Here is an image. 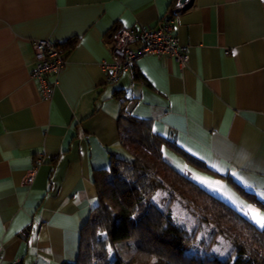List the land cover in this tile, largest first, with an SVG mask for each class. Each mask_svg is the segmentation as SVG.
Instances as JSON below:
<instances>
[{
  "label": "crops",
  "instance_id": "1",
  "mask_svg": "<svg viewBox=\"0 0 264 264\" xmlns=\"http://www.w3.org/2000/svg\"><path fill=\"white\" fill-rule=\"evenodd\" d=\"M183 2L0 0V264L75 261L96 203L94 169L127 153L120 110L202 161L209 170L162 147L177 171L262 228L249 208L264 210L227 176L264 200V0H189L174 18L185 68L149 54L106 82L100 67L111 60L107 40L117 28H153ZM72 37L44 98L31 77L32 41Z\"/></svg>",
  "mask_w": 264,
  "mask_h": 264
},
{
  "label": "trees",
  "instance_id": "2",
  "mask_svg": "<svg viewBox=\"0 0 264 264\" xmlns=\"http://www.w3.org/2000/svg\"><path fill=\"white\" fill-rule=\"evenodd\" d=\"M76 40L72 37L60 42L61 50H71ZM117 121L119 143L128 156L112 153L107 167L94 169L96 203L80 227L75 261L63 264H115V260L117 264H264V228H258L232 205L177 171L162 147L200 170H209L202 161L174 140L152 131L147 119L120 110ZM227 179L264 210V200L254 197L230 175ZM157 187L165 192L163 208L150 201ZM173 199L211 226L209 241L197 238V227L187 231L175 221ZM217 235L232 246L223 257L209 250ZM122 241H131L134 246L133 256L127 261L115 250ZM106 245L111 247L113 257Z\"/></svg>",
  "mask_w": 264,
  "mask_h": 264
},
{
  "label": "built area",
  "instance_id": "3",
  "mask_svg": "<svg viewBox=\"0 0 264 264\" xmlns=\"http://www.w3.org/2000/svg\"><path fill=\"white\" fill-rule=\"evenodd\" d=\"M189 0L169 8L153 28L120 27L107 40L111 51V60L102 61L100 67L105 73L106 82H115L134 61L144 55L154 54L173 60L179 68H185L189 62L187 46L180 43L174 32V18L185 8ZM34 68L31 77L38 83V91L44 98H50L55 80L48 75H56L66 63V54L58 42L50 39L32 41ZM31 171L26 180L32 179ZM9 264H17L13 261Z\"/></svg>",
  "mask_w": 264,
  "mask_h": 264
},
{
  "label": "rangeland",
  "instance_id": "4",
  "mask_svg": "<svg viewBox=\"0 0 264 264\" xmlns=\"http://www.w3.org/2000/svg\"><path fill=\"white\" fill-rule=\"evenodd\" d=\"M122 154L123 156H128V153ZM166 157V156H165ZM165 192L162 188L157 187L154 194L152 195L150 201L154 202L160 208H163L166 205L167 200L164 199ZM172 215L175 221L182 227H185L187 231H190L192 228L197 227V238H202L205 242L209 241L211 238V226L205 223L202 220H199L198 217L190 212H188L185 208H183L177 199H173L171 203ZM107 251L112 255V249L110 246L106 245ZM232 248L230 242L220 236L217 235L215 240L209 244V250L216 252L219 256L223 257L230 249ZM115 250L119 254L122 260H129L134 253V246L131 241H122L115 245ZM115 264L118 262L115 260Z\"/></svg>",
  "mask_w": 264,
  "mask_h": 264
},
{
  "label": "snow or ice",
  "instance_id": "5",
  "mask_svg": "<svg viewBox=\"0 0 264 264\" xmlns=\"http://www.w3.org/2000/svg\"><path fill=\"white\" fill-rule=\"evenodd\" d=\"M233 54H235V53H233ZM212 167L215 168L216 165H212ZM233 175H235V174H233ZM202 182H204V181H202ZM216 183H218V182H216ZM260 195L262 196V198H264V193H261ZM249 212L252 213V218L256 221V223L259 224L260 227L264 228V214L258 213L254 209H251V208H249Z\"/></svg>",
  "mask_w": 264,
  "mask_h": 264
},
{
  "label": "water",
  "instance_id": "6",
  "mask_svg": "<svg viewBox=\"0 0 264 264\" xmlns=\"http://www.w3.org/2000/svg\"><path fill=\"white\" fill-rule=\"evenodd\" d=\"M181 2H183L184 0H180ZM26 232L24 231V232H22L20 235H22V234H25Z\"/></svg>",
  "mask_w": 264,
  "mask_h": 264
}]
</instances>
